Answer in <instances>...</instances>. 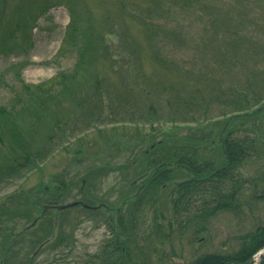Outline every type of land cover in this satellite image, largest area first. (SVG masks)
<instances>
[{
  "label": "trees",
  "instance_id": "16d2710c",
  "mask_svg": "<svg viewBox=\"0 0 264 264\" xmlns=\"http://www.w3.org/2000/svg\"><path fill=\"white\" fill-rule=\"evenodd\" d=\"M157 1L160 0L145 3L147 6L142 17L147 20L139 19L140 26H143L148 36L149 33L153 36V32L158 30L156 39L148 45L151 60L165 71L172 69L167 62H174L176 59L170 57L173 50L166 43V38L177 25L169 24L167 19L173 17L180 25L175 16H194L199 19L201 28L197 39L200 48L187 52L191 54V61L198 63L203 71L195 78H223L227 83L226 87H229L228 93L223 96L224 91L221 93L220 90V94L209 99L219 101L217 104L222 109L219 118L201 122L199 127L210 126L207 133H191L187 137L164 133L160 140L154 141L152 138L156 139L158 133L144 135L139 130L135 131V137L142 135L141 140L147 137L151 140L149 147L128 163L119 165L117 170L125 168L129 172L134 165L136 175L143 177L134 181H140L136 194H132V190L136 188L135 183L132 182L131 187L127 186L124 201L115 213L111 212L114 211L113 208H105L102 203L96 204L81 189L83 198L75 201L78 202L77 207L90 206L92 218L103 210L105 216L108 210L106 221H110L111 213L117 221V234L115 239H111L117 245L116 251L107 249L93 259H88L86 264H146L145 249L140 252L143 253L141 256L135 258L141 259L140 261H130V253H137L139 243L147 239L139 235L137 221L148 205L156 207L159 213L157 220L154 212L152 217L157 227L155 237H166L171 229L182 237L194 227H202L196 228L201 232L205 219L210 220L221 212H241V199L246 193V185L251 188L247 191L262 189L263 198L256 200H264V0H184V4L174 0L178 9L172 4L163 8L162 3ZM164 3L167 4V0ZM119 4L122 10H126L124 1H119ZM86 23L73 11L61 48L64 53H74L76 56L70 70H62L47 83L33 85L20 80L21 89L14 96V101L0 106V184L11 182L17 177L21 179L25 173L36 170L41 172L46 159L72 138H75L79 149H74L73 152L67 147L62 149L71 155L80 156L84 151V141L86 142L81 137L84 135L86 138L90 129L95 131L98 140L102 139L107 145L115 143L113 148L120 149L126 144L115 135L119 131L115 127L118 125H114L117 124L116 120H120L123 126L134 123V116L140 114V120L153 124L159 111L166 110L168 118L174 116L171 112L172 98L189 107L195 104L194 97L181 98L178 91L173 97L170 94L169 102L162 103L160 108L156 105L158 102L151 101L144 112L135 100L134 104H130L131 101L127 103L128 96L131 95L140 96L145 103L147 89L152 90L144 81L138 82L141 75L133 70L141 64L137 45L132 47L123 26L117 21L111 22L110 31L113 34L110 38L104 32L95 35L96 31ZM113 37L119 39L118 42L113 41ZM96 61L108 63L110 69L113 67L118 71L121 88L110 85L100 71H90ZM125 65L129 69L128 76L121 71ZM224 65L227 68L234 65L243 67L246 71L244 81L238 85L241 79L238 73H226ZM113 74L117 75L115 71ZM172 88L170 87L171 90ZM64 103L71 107L69 114L62 113ZM211 105L209 103L208 110H211ZM106 108L110 109L109 116L105 112ZM183 116L181 114L180 117ZM222 116L225 119H220ZM197 120L193 118L192 121ZM180 122L183 125L189 124L183 119ZM108 124L114 127L108 128ZM122 129L124 132L129 130L126 127ZM216 140L219 147L214 157L210 158L205 151H209L208 144L213 146ZM116 153L117 151L110 156ZM93 162L92 167H88L82 175L85 176L86 183L91 174H101L107 168L100 161ZM182 177L187 179L182 181ZM66 184L63 177L52 187L40 183L39 190L44 196L22 190L0 203V224L4 222L3 218L16 220L20 216L31 220V226L47 237L43 242L39 239L30 242L37 246L34 255L42 245L50 241L52 242L48 248L52 250L70 246L65 243L64 235L56 236L54 240L50 238L56 228V216H51L50 207L62 203L61 197L76 185L75 179H71L70 185ZM82 184L84 185V181ZM197 202V209L194 207L193 213L187 212ZM167 204L170 205L167 211L159 212ZM249 204L250 200H247L246 205ZM35 206L40 207L38 216H35L38 211ZM181 209H186L184 212L188 214L185 224L177 223L176 216ZM109 221L108 224H111ZM24 229L14 233L0 226V264H38L34 256L18 259L20 253L13 250L16 240L24 238L30 231H36ZM151 238L152 235L148 234V240ZM262 247L264 224L242 235L236 251L206 253L182 264H245ZM259 264H264V256Z\"/></svg>",
  "mask_w": 264,
  "mask_h": 264
},
{
  "label": "rangeland",
  "instance_id": "374dc122",
  "mask_svg": "<svg viewBox=\"0 0 264 264\" xmlns=\"http://www.w3.org/2000/svg\"><path fill=\"white\" fill-rule=\"evenodd\" d=\"M119 1L126 3V10L120 8ZM149 1L0 0V106L9 105L14 101V96H17L21 89L20 80L26 84L33 85L47 83L57 73L62 70H70L73 67L76 60L75 54L64 53L61 50L65 31L73 11L79 14L85 23L87 22L86 24L92 26V29L96 31L95 35L104 32L110 38L113 34L110 31L111 22L117 21L118 24L123 26L132 47L137 45L141 64L140 67L133 70L141 75L138 82L142 83L144 81L150 85L152 90L147 89V97L144 96L146 99L145 103L142 102L140 96L133 95L131 97L128 96L129 101L127 103L131 101L130 104H134L136 101L138 107L144 112L145 107L151 101L158 102L156 105L160 108L162 103L169 102L170 94L173 97L178 92L181 98L189 99L191 96L194 97L193 101L195 103L189 107L183 102H175L172 98L170 103L173 106L171 112L174 113V116L168 118L165 115L167 113L166 110L164 112L159 111L158 115L154 117L156 121L153 124L140 120V114L134 116V123L123 126L120 120H116L117 124L114 125H118L115 127H118L119 131L115 135L125 141L126 144L120 149L113 148L115 143L114 145H107L102 139L98 140L99 138L93 129L86 133V138H84V135L81 137L83 141L86 139L87 143L84 141V151L80 156L71 155L67 150L62 149L67 147L71 152L74 149H79L75 138L68 140V143L61 145L58 151L56 150L50 158L46 159L41 172L36 170L29 174L25 173L21 179L17 177L13 178L11 182L1 183V204L10 196L16 195L22 190L32 194L37 192L38 195L44 196L45 194L39 190V184L42 183L52 187L56 185V181L63 177L65 183L69 185L71 179H75L76 185L61 197L60 201L62 204L81 200L83 198L81 189H83L92 201L96 204L102 203L109 208H113L114 211L111 212L115 213V210L120 208L121 203L124 201L123 198L127 192V186L130 185L131 187L132 182L135 183L134 181H137L139 177H143L136 175V166L134 165L129 172L125 168L117 170L119 165L125 162L128 163L149 147L151 140L148 137L141 140L142 135L135 137V131L139 130L138 132L144 135L158 133L156 139L152 138L154 141L160 140L164 133L175 137H187L191 133L202 135L208 132L210 126L199 127L201 122L207 119L219 118V113L222 109L221 105L217 104L219 101L215 99L209 101V99L216 94H220V90L221 93L224 91L222 93L223 96L226 95L229 87H226L227 83L223 78L204 77L200 78L201 80L196 79L195 76L199 77L203 71L198 63L192 62L191 54L187 52L193 48L197 50L200 48L197 45V39L201 32L199 19L197 20L194 16L189 15L183 17L175 16L181 23L180 25L174 21L173 17L167 19L170 22L169 24L177 25L166 38V43L173 50L170 53V57L176 59V61L167 62L174 70L165 71L151 60V51L148 46L150 41L154 42L156 39L158 30L153 32V36L150 33L148 36V33L143 26H140L139 22V19L147 20V18L142 17V13L147 6L144 4ZM165 1L160 0L157 3H162L163 8L168 6V4L178 7L174 0H167V4L164 3ZM178 1L183 3L187 0ZM256 7H259V5ZM82 24L85 25L84 22ZM114 38L116 37H113V41L118 42L120 36L118 35L119 39ZM127 53L128 51L125 54ZM226 64L230 63L226 62ZM112 68L110 69L108 63L96 61L90 67V71H100L101 76H105L110 85L121 88L118 71L115 68L112 70ZM113 71L117 75L113 74ZM121 71L128 76L129 69L126 65L121 68ZM224 71L237 72L239 78H241L238 81V85L244 81L246 71L240 65L230 66L229 68L224 65ZM255 80L259 81L260 79ZM170 87H173L172 90ZM209 103L212 104L211 110H208ZM61 109L62 113L69 114L71 107L64 103ZM105 112H107V116L110 115L109 108H106ZM181 114H184V116L180 117ZM117 116L121 117V115ZM193 118L198 120L193 122ZM172 119H174V122ZM181 119L187 120L186 123L192 122L183 125L180 122ZM220 119H225V117L222 116ZM106 126L101 125V127ZM112 126V124H108V128ZM125 127L129 128L126 132L122 129ZM218 147L219 144L216 140L213 146L208 144L207 149L209 151L206 150L205 152L212 158L217 153ZM116 151V154L110 156L111 153ZM93 161H100L99 163L107 165V168L101 174H91L89 181L86 183V180H84L85 176L83 177L82 175L88 167H92ZM108 166H111V168H108ZM186 177L180 179L184 181L187 179ZM83 181L84 185L82 184ZM139 182L134 184L136 188L132 190L134 191L133 193L131 191L133 195L138 190ZM67 184L66 186H68ZM247 186L245 188L246 193L245 195L243 194L241 199V212H221L210 220L205 219L201 232L197 230L202 227H194L182 237L176 232L173 233L172 229L166 237H155L157 227L152 217L154 212L157 220L159 213L156 211V207L148 205L143 210L141 218L137 221L139 235L145 236L147 239L139 243L140 247L138 248L140 249L137 253L135 251L130 253L132 258L130 261H140L141 259L135 258L143 254H140L143 249H145V258H147L145 260L146 264L188 263L206 253L236 251L242 235L264 224V200H256L257 198H263V191L262 189L247 191L251 189ZM247 200H250L249 205H246ZM198 205L199 202L190 206L187 212L193 213L194 207L197 209ZM169 206V204L162 206L159 212L163 210V213H165ZM35 208L38 210L35 216H38L40 207L35 206ZM186 209H181L176 216L178 224L187 222L188 214L184 212ZM107 211L105 217H107ZM90 214L89 210L81 207L59 210V212L51 210V216H56V228L54 235L50 237L51 240H54L56 236L64 235L65 243L70 246L52 250L48 248L52 242L50 241L42 245L35 255L34 250H37V246L31 245L30 242L38 239L43 242L47 237L43 236L41 231L34 229V226H31V220L28 221L20 216H17L16 220L14 218V221L3 218L4 222L0 226L2 229L8 228L9 231L11 230L14 233H18L24 228V230L37 231V233L36 231H30L25 234L24 238H19L15 241L16 246L13 247V250L16 253H20L18 259L27 258V256L32 258L34 256L38 264H86L88 263L87 260L93 259L95 255H99L107 249L113 250V246L115 247L116 244L108 243L111 239H115L114 236L117 234V232L114 235L112 234L110 228L105 226L104 221H101V218H97L98 214H95L97 216L94 215V218ZM99 217L101 216L99 215ZM162 223L164 224L165 222ZM148 234L152 235L150 240H148ZM1 241L2 237L0 236V244L2 243Z\"/></svg>",
  "mask_w": 264,
  "mask_h": 264
},
{
  "label": "water",
  "instance_id": "95a60500",
  "mask_svg": "<svg viewBox=\"0 0 264 264\" xmlns=\"http://www.w3.org/2000/svg\"><path fill=\"white\" fill-rule=\"evenodd\" d=\"M74 204H69V205H66V206H61L59 207L60 209H65V208H69L71 206H73ZM259 255V253L257 255H255L254 257H252L246 264H250V262H252L253 259H255L257 256Z\"/></svg>",
  "mask_w": 264,
  "mask_h": 264
}]
</instances>
